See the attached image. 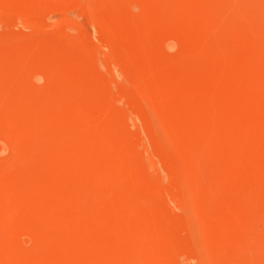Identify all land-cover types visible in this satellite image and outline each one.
Here are the masks:
<instances>
[{
  "label": "rangeland",
  "instance_id": "obj_1",
  "mask_svg": "<svg viewBox=\"0 0 264 264\" xmlns=\"http://www.w3.org/2000/svg\"><path fill=\"white\" fill-rule=\"evenodd\" d=\"M0 264H264V0H0Z\"/></svg>",
  "mask_w": 264,
  "mask_h": 264
}]
</instances>
